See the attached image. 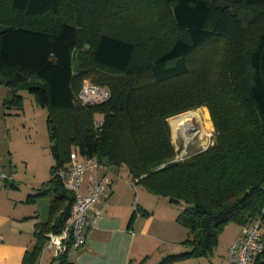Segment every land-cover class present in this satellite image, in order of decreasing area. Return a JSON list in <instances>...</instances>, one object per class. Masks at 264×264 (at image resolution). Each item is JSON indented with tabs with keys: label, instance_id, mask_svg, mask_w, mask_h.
I'll list each match as a JSON object with an SVG mask.
<instances>
[{
	"label": "trees",
	"instance_id": "trees-1",
	"mask_svg": "<svg viewBox=\"0 0 264 264\" xmlns=\"http://www.w3.org/2000/svg\"><path fill=\"white\" fill-rule=\"evenodd\" d=\"M224 3L0 0V76L13 90L28 88L56 140L40 186L50 198L40 242L69 216L74 198L55 170L73 150L123 166L150 193L186 204L177 220L192 250L158 264L208 255L229 223L259 217L264 232V0ZM86 78L109 98L82 105L76 96ZM22 104L15 92L4 99L6 107ZM200 106L214 140L176 158L168 118ZM39 241L24 262H34ZM70 247L61 264H71Z\"/></svg>",
	"mask_w": 264,
	"mask_h": 264
},
{
	"label": "crops",
	"instance_id": "crops-1",
	"mask_svg": "<svg viewBox=\"0 0 264 264\" xmlns=\"http://www.w3.org/2000/svg\"><path fill=\"white\" fill-rule=\"evenodd\" d=\"M2 86L7 84L0 82V104L6 107V94ZM2 113L0 110V168L10 172L14 180L0 184V264H50L49 255H45V252L52 249L47 246L46 233L45 239L40 242L36 231L39 229V223L47 219L50 198L45 212V208L40 204V200L45 197L40 186L50 178V168L54 161L47 173L38 176L42 173L32 169L25 158L28 156L15 140L20 132L18 127L9 121L13 120V117L10 114L3 117ZM22 164L24 170L21 168ZM23 173L25 176L31 175V179L20 183L17 179H21ZM98 173L105 174L110 179L102 203L98 204V207H103V213L95 225L87 230L83 245L69 248L68 262L148 264L151 260H160L165 254L160 243L170 241L163 236L164 230H169V227L175 231L183 229L185 235L187 229L174 217V212L169 207L171 202L169 201V205L165 201L161 202L155 197L158 195L150 193L139 183L132 185V179L123 166L103 164ZM91 175L92 172L89 171L85 174L84 190ZM160 209L161 214L158 213ZM158 214H166V217ZM230 224L233 223H229L227 227ZM242 231L243 225H240L237 237L230 240L227 247L240 237ZM38 241L41 247L34 262H24L27 252L33 251ZM184 263L205 264L206 261L204 262L202 257H190ZM216 264H228V253L223 262Z\"/></svg>",
	"mask_w": 264,
	"mask_h": 264
},
{
	"label": "built area",
	"instance_id": "built-area-1",
	"mask_svg": "<svg viewBox=\"0 0 264 264\" xmlns=\"http://www.w3.org/2000/svg\"><path fill=\"white\" fill-rule=\"evenodd\" d=\"M109 96L110 91L107 87L85 80L76 98L82 105H93L106 101ZM102 123V116H96L94 127L99 129ZM208 136H211V133ZM208 145L209 143H205L202 149ZM101 166L96 156L80 157L73 150L68 161L55 170V175L61 179L64 188L74 199L67 222L57 231L46 233L47 246L52 249L54 256L63 254L69 245L73 248L82 246L87 230L93 227L102 215L103 207H98V204L102 203L110 179L107 175L98 173ZM88 171L92 172V175L84 190L83 181ZM12 180H14L12 174L0 168V184ZM135 183V180H131L132 185ZM227 253L228 264H264V232L259 217L243 224L242 234L228 246Z\"/></svg>",
	"mask_w": 264,
	"mask_h": 264
},
{
	"label": "rangeland",
	"instance_id": "rangeland-1",
	"mask_svg": "<svg viewBox=\"0 0 264 264\" xmlns=\"http://www.w3.org/2000/svg\"><path fill=\"white\" fill-rule=\"evenodd\" d=\"M85 80H90V79L86 78L83 81ZM2 87L5 91L6 98H9L12 92H15L16 94L22 96L23 107L17 109L14 106L4 107L0 104V110H2L4 113V114L2 113L3 117H7L8 114H10L11 117H13V120L9 119V121L10 123L15 124L16 127H18L19 129L18 132H20L15 140H17V142L20 144L21 150L24 152V154L26 153V155L28 156L25 158L28 159L30 165L33 167L32 169L34 171L37 170L38 172L42 173L41 175L38 174V176H42L44 173L48 172L50 164L55 159L54 154L51 151V145L53 142L49 139V130L46 122L47 111L46 109L40 107L35 102L33 94L28 90L27 87L20 86L15 90H13V88H10L9 86H2ZM200 108H204L207 110L209 115V121L211 123L210 127L209 126L207 127L203 125L200 121H198L197 118H194L193 120L194 124L197 127L200 128L205 127L206 135L204 140H202L200 137H198L199 135L196 134L195 137L185 142V139L182 135L174 136L172 133V129L170 127L171 139L177 151L176 158H183L186 155L192 154L202 149V145H204L205 143L211 144L214 140L213 124L210 118L209 111L206 106H200L196 109H200ZM196 109H191V110H196ZM209 133H211V136H208ZM184 150L185 152H183ZM21 168L24 170L23 164ZM20 178L21 179H17V180H20L21 181L20 183H22L24 181L31 179V175L25 176V174L23 173L22 177ZM155 197H157V199H160L161 202L165 201V203L169 205L168 197H163V196H155ZM48 198L49 197L45 195V197H43L40 200V204L45 208V212H46ZM185 206L186 204L183 201H180L178 203L171 202L169 207L173 210L174 217L177 219L178 214L183 210ZM161 212H162L161 209L158 210L159 214H161ZM159 216L166 217V214ZM239 227L240 224L238 223L230 224L227 228L223 230L224 232H222L219 235L218 242L216 246L213 248V251L208 255L197 256V258L199 259L200 257H202L203 261L204 262L206 261L207 264H216L217 262H223L225 255L227 256V248H228L227 244L234 237H237L236 234L239 230ZM185 231L186 232L184 235L183 229L182 231H175L170 227L169 230L166 228L164 230L163 236L165 238L170 239V241L160 243L162 247V251L165 252V254L163 255V257H161L160 260L157 261L151 260L148 262V264H158L164 257L170 254H179V253L191 251L192 246L190 245L189 242H187L188 239L192 238L191 233H189L188 229H185ZM173 240L176 241L174 242ZM47 254L49 255L50 264L51 263L61 264L60 257L54 256L53 251L47 250L45 252V255ZM188 257L189 256L185 258H181L180 260L177 261L176 260L172 261L170 264H186L187 262L186 263L184 262L187 261V259H189ZM210 260L212 261V263Z\"/></svg>",
	"mask_w": 264,
	"mask_h": 264
},
{
	"label": "bare ground",
	"instance_id": "bare-ground-1",
	"mask_svg": "<svg viewBox=\"0 0 264 264\" xmlns=\"http://www.w3.org/2000/svg\"><path fill=\"white\" fill-rule=\"evenodd\" d=\"M197 118L203 125L209 126L211 125L209 121V115L206 109L200 108L196 110H190L184 112L178 116L169 118V124L172 129V133L174 136H183L185 142L189 141L196 134H198L202 140L205 139V127H197L193 120Z\"/></svg>",
	"mask_w": 264,
	"mask_h": 264
},
{
	"label": "water",
	"instance_id": "water-1",
	"mask_svg": "<svg viewBox=\"0 0 264 264\" xmlns=\"http://www.w3.org/2000/svg\"><path fill=\"white\" fill-rule=\"evenodd\" d=\"M218 3H219V5H223L224 0H218ZM224 5H225V3H224ZM0 82L3 83V84H7L8 81H7V79H5L4 77L0 76ZM180 114H182V113H180ZM180 114L174 115L173 117L178 116V115H180ZM168 120H169V119H168ZM168 123H169V121H168ZM169 126H170V124H169ZM52 145H56V140H53ZM183 152H185V150H184ZM55 155H57V153H55ZM56 226H57V227L59 226V219H57V221H56ZM57 230H58V229H57ZM57 230H56V231H57Z\"/></svg>",
	"mask_w": 264,
	"mask_h": 264
}]
</instances>
